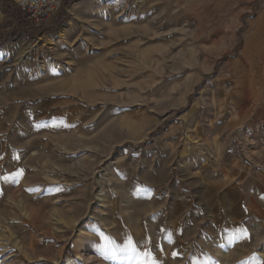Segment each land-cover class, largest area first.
Here are the masks:
<instances>
[{
    "label": "rangeland",
    "instance_id": "1",
    "mask_svg": "<svg viewBox=\"0 0 264 264\" xmlns=\"http://www.w3.org/2000/svg\"><path fill=\"white\" fill-rule=\"evenodd\" d=\"M0 264H264V0H0Z\"/></svg>",
    "mask_w": 264,
    "mask_h": 264
},
{
    "label": "built area",
    "instance_id": "2",
    "mask_svg": "<svg viewBox=\"0 0 264 264\" xmlns=\"http://www.w3.org/2000/svg\"><path fill=\"white\" fill-rule=\"evenodd\" d=\"M64 0H18L19 9L32 22L49 24L52 18L62 10Z\"/></svg>",
    "mask_w": 264,
    "mask_h": 264
}]
</instances>
